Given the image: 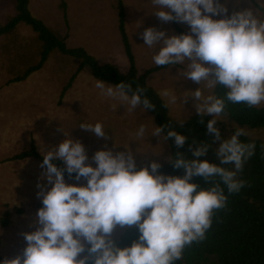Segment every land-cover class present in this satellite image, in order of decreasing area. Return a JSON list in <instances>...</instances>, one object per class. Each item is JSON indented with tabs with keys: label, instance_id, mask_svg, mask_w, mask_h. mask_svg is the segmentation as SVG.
<instances>
[{
	"label": "clouds",
	"instance_id": "1",
	"mask_svg": "<svg viewBox=\"0 0 264 264\" xmlns=\"http://www.w3.org/2000/svg\"><path fill=\"white\" fill-rule=\"evenodd\" d=\"M239 2L236 0L237 5ZM228 3L151 0L156 9L153 14L159 20L185 23L190 31L168 35L149 27L139 33L145 45L157 48L152 56L157 67L182 65L179 78L200 85L181 98L183 105L191 97L199 116L213 117L207 122L212 142L193 139V145L198 144L190 146L193 158L179 152L167 158L174 169H183L184 175H165L159 171L162 165L155 161L137 170L128 145L125 151L115 153L105 145L93 155V167L86 163L89 157L84 145L66 138L43 155L40 179H46L51 188L46 190L45 185L37 184V197L42 198L43 207L33 222L36 230L22 234L27 244L22 254L5 259L3 264H175L183 259L186 248L207 238L216 212L226 209L229 196L246 186L247 181L239 177L256 151L255 142L241 141L248 135L243 127L223 138L216 126L221 121L218 118L227 115L228 103L249 108L264 104V0H255L256 7L249 0V7L233 11L230 16ZM218 86L225 90L223 96L215 94ZM95 87L130 113L138 107L143 111L155 109L145 88L139 85L133 88L131 83L112 85L97 80ZM206 90L213 92L205 95ZM177 99L173 95L169 103L175 104ZM79 127L105 141L109 139L100 122ZM145 134L146 127L141 125L134 141ZM151 136L162 141L174 138L177 147H183L188 139L168 125L155 126ZM216 141L219 145L214 151L219 164L200 159ZM261 147L264 149V145ZM56 160L64 167H57L53 163ZM65 172L69 176L74 173L76 181L83 178L86 184L66 183ZM193 177H202L209 186L201 188L191 182ZM118 226L137 227L138 239L129 247L117 246L112 235ZM85 252L88 255L78 258Z\"/></svg>",
	"mask_w": 264,
	"mask_h": 264
},
{
	"label": "rangeland",
	"instance_id": "2",
	"mask_svg": "<svg viewBox=\"0 0 264 264\" xmlns=\"http://www.w3.org/2000/svg\"><path fill=\"white\" fill-rule=\"evenodd\" d=\"M122 3L124 31L137 72L142 75L156 66L152 56L157 48L145 45L139 33L149 27L168 35L179 33L171 22H162L153 14L156 9L151 0H122ZM116 4L117 0H28V10L54 34L64 37L67 48H81L98 65L110 64L123 74L129 65L118 30ZM252 6H257L255 0ZM247 7L249 0H240L238 5L236 0H229L228 15ZM15 15L14 0H0V26ZM176 25L182 33L190 31L185 23L176 22ZM40 51L37 34L24 23H19L11 33L0 35V264L21 255L27 246L22 234L36 230L33 222L39 210L37 204L42 201L37 197L40 190L37 184L45 185L46 190L51 188L46 179H40L44 169L37 159L10 160L14 155L29 150L33 144L36 152L43 156L71 138L84 145L89 157L86 163L93 167L96 166L93 155L105 145L114 153L125 151L124 146L128 145L135 155L137 168L153 161L168 163L167 158L171 157L168 143L151 136L156 125L147 111L138 107L130 113L119 101L101 95L89 70L83 68L79 72L80 62L58 50H53L40 70L31 73L26 80L10 82L39 62ZM179 68L183 71V66L178 65V68L172 66L151 74L147 85L167 104L168 115L181 124L197 113L191 97L184 105L181 98L200 85L179 78ZM71 79L70 88L63 93ZM212 92L206 90L205 95ZM173 95L178 97L175 104L169 103ZM218 119L221 121L216 126L223 138L232 135L235 128L243 127L248 132L246 137L264 140V129H250L223 116ZM97 122L103 124L109 136L107 141L79 127L82 123ZM141 125L146 127L145 137L134 141ZM218 145L216 141L215 147ZM65 182L78 186L86 184L83 178L80 181L65 178ZM2 220L7 221L6 226L2 225ZM127 228L118 226L112 238H119ZM83 256L86 255L83 253L78 258Z\"/></svg>",
	"mask_w": 264,
	"mask_h": 264
},
{
	"label": "trees",
	"instance_id": "3",
	"mask_svg": "<svg viewBox=\"0 0 264 264\" xmlns=\"http://www.w3.org/2000/svg\"><path fill=\"white\" fill-rule=\"evenodd\" d=\"M16 15L9 19L3 26H0V35L11 33L19 23L29 26L41 42L40 60L36 65L27 68L20 76L15 77L10 82L20 83L26 80L30 74L39 71L48 55L53 50H58L70 58L80 62L78 71L87 68L94 80H102L106 83L115 85L119 82L131 83L135 88L137 85L144 87L145 95L155 104V109L146 110L152 117L156 126L168 125L181 135L188 137L183 147H177L174 138L166 142L171 150V157L176 153H182L185 158H193L190 146L193 145V139L196 141L212 142L213 135L207 133V122L213 117L206 115L199 116L197 113L185 120L182 124L177 123L168 115V109L157 93L147 85V78L151 74L165 70L169 67H152L139 75L135 66L134 56L131 53L128 39L124 31V12L122 0H117L116 8L118 11V30L123 44L125 56L128 61V70L126 73H120L110 64L98 65L95 59L89 56L81 48H67L64 44V37L54 34L40 20L31 16L28 10V0H14ZM64 5V4H62ZM263 11V9H262ZM172 26L177 33L182 34L180 28L172 21ZM178 68V65L173 66ZM72 83V79L63 89L67 91ZM217 96H223L225 90L217 87L215 90ZM227 117L234 123L248 127L250 129H264V106L249 108L244 104H227ZM201 120L203 122H201ZM242 142H255V155L245 164L240 179L247 181L244 188L239 193L229 196L227 208L219 210L213 217L211 229L206 234L207 238L200 243H193L184 251L182 260L175 264H264V140L242 136ZM215 142L206 156L200 159H207L210 163L219 164L215 156ZM33 157L40 164L43 162V156L38 154L34 145L29 150L20 152L10 160H23ZM57 167H64L62 161H53ZM159 171L165 175L183 176V169H174L172 163L161 164ZM231 167V166H228ZM140 168H137L139 170ZM65 178H75V174L69 176L67 172ZM200 185L201 188L208 187L202 177H193L192 181ZM227 194V189L225 188ZM40 209L43 207L42 201L37 204ZM21 212V210H18ZM7 221L2 220V225L6 226ZM140 233L137 227L132 226L125 229L119 238H112L119 247H129L133 241L137 240ZM88 255L87 252L84 253ZM92 264V261H89Z\"/></svg>",
	"mask_w": 264,
	"mask_h": 264
}]
</instances>
